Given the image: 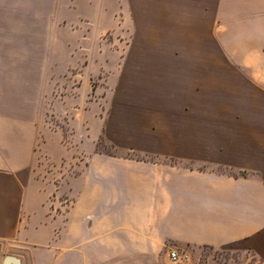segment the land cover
Instances as JSON below:
<instances>
[{"label":"crops","instance_id":"1","mask_svg":"<svg viewBox=\"0 0 264 264\" xmlns=\"http://www.w3.org/2000/svg\"><path fill=\"white\" fill-rule=\"evenodd\" d=\"M239 244L264 264V0H0V264Z\"/></svg>","mask_w":264,"mask_h":264},{"label":"rangeland","instance_id":"2","mask_svg":"<svg viewBox=\"0 0 264 264\" xmlns=\"http://www.w3.org/2000/svg\"><path fill=\"white\" fill-rule=\"evenodd\" d=\"M126 45L129 46V44ZM91 84H93V82H91ZM62 88L63 87L61 84L54 85V97L62 95ZM48 105V111L46 112L47 117L55 115L57 118H60L61 120L63 119V124L61 126L64 131V136L70 135V142L71 145H73V134L75 132L74 126L72 125L71 121H64V119L70 117V112H65L63 113V116L60 117L61 115L55 111L52 104ZM45 124L47 125L46 122ZM99 147L106 148L108 145L104 142H101ZM183 252L186 254V257L182 258L178 263L175 264H263L262 258H260L257 254L254 255L252 251L247 250L242 244L218 249L209 247H199L192 249L186 248ZM169 264L174 263L170 262Z\"/></svg>","mask_w":264,"mask_h":264},{"label":"built area","instance_id":"3","mask_svg":"<svg viewBox=\"0 0 264 264\" xmlns=\"http://www.w3.org/2000/svg\"><path fill=\"white\" fill-rule=\"evenodd\" d=\"M48 127L59 131L63 136V144L66 146H71L70 135L64 136V131L62 129L63 121L60 118L54 116H48L46 119ZM39 166L43 169L42 178H48L49 181L54 185V191L51 193L49 198V203L52 207V212L55 214L66 212L73 203L72 198L63 193L61 186L68 179L76 173V162L63 160L59 163H54L50 161L43 154L38 162ZM186 254L183 251H178L177 249H172L168 251L167 258L171 263H178L182 258H185Z\"/></svg>","mask_w":264,"mask_h":264},{"label":"water","instance_id":"4","mask_svg":"<svg viewBox=\"0 0 264 264\" xmlns=\"http://www.w3.org/2000/svg\"><path fill=\"white\" fill-rule=\"evenodd\" d=\"M6 264H17L18 261L17 259H12V258H7L6 261H5Z\"/></svg>","mask_w":264,"mask_h":264},{"label":"trees","instance_id":"5","mask_svg":"<svg viewBox=\"0 0 264 264\" xmlns=\"http://www.w3.org/2000/svg\"><path fill=\"white\" fill-rule=\"evenodd\" d=\"M241 175H244V173H241Z\"/></svg>","mask_w":264,"mask_h":264}]
</instances>
